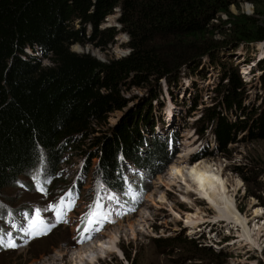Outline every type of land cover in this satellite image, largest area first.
I'll return each instance as SVG.
<instances>
[{"label": "trees", "instance_id": "1", "mask_svg": "<svg viewBox=\"0 0 264 264\" xmlns=\"http://www.w3.org/2000/svg\"><path fill=\"white\" fill-rule=\"evenodd\" d=\"M242 2L256 10L264 6V0H0V194L42 166L48 180L36 188L58 191L52 178L70 152L83 157L81 172L100 189L99 196L120 194L138 206L147 192L145 176L157 175L159 165H169L170 155L177 154L168 149L169 141L179 140L177 130L152 138L157 119L152 103L162 94L156 85L163 81L167 89L177 86L184 70L195 76L210 66L218 73L212 104L194 123L197 136L207 132L214 137L215 152L197 154L192 162L225 157L228 144L264 140V58L258 62L255 84L259 95L251 106L245 103L249 85L232 61L240 49L264 43V21L257 18L264 10L231 17L229 7ZM115 12L119 28L101 29ZM221 14L230 21L219 22ZM118 34L127 37L121 46L129 51L124 57L100 62L71 51L85 43L108 47ZM43 60L49 64L42 65ZM130 89L145 90L147 96L133 110L122 96ZM192 103L191 112L197 107ZM114 112L121 113L119 123L105 129ZM145 135L151 138L145 140ZM144 147L148 152H142ZM104 203L87 211L82 225ZM60 205L54 202V209ZM10 215L9 210L0 214L3 226L12 224L6 232L0 226V245H5L0 253L9 242L16 246L26 238L24 226L33 208L23 212L19 225ZM185 240L195 246L192 239Z\"/></svg>", "mask_w": 264, "mask_h": 264}, {"label": "rangeland", "instance_id": "2", "mask_svg": "<svg viewBox=\"0 0 264 264\" xmlns=\"http://www.w3.org/2000/svg\"><path fill=\"white\" fill-rule=\"evenodd\" d=\"M263 10L264 6L257 7L256 10L254 5L242 2L238 7L231 5L229 14L231 17H251L257 11L261 13ZM118 15L115 12L108 16L100 28H119L116 22ZM257 18L264 21L261 14ZM219 19V22L230 21L226 14H221ZM87 34L85 33L86 38ZM126 41L125 34H118L114 37V44L108 47L98 48L85 43L73 45L71 51L106 62L128 54V49L121 47ZM263 58L264 43L250 46L247 50L240 49L232 57L242 80L250 88L246 106L253 105L259 95L256 94L258 86L255 88V84L256 78L260 76L258 62ZM204 62L207 63V60ZM41 63L49 64L46 60ZM180 77L177 86L169 89L163 81L158 82L155 90L160 89L162 94L157 103H152L154 115L157 117L152 138H164L166 134L170 135L177 130V143L168 142V149L175 148L177 154L170 155L169 165H159L160 171L157 175L145 176L143 184L147 192L139 198L138 208L125 205L120 194L111 191L114 195L112 197H105L104 194L99 196L100 189L91 178L81 172L83 157L74 154L71 156L69 152L63 157L64 163L52 178L53 186L55 183L59 185L58 191L40 192L36 188L38 182L48 180L43 175L42 166L27 179H22L20 185L7 188L0 194V214L3 210H9L10 218L19 225L23 212L27 208H33V217L36 219L32 217L29 225H35L37 230L47 231L44 237L37 239L34 238L37 235H34L30 238L28 225L26 239L19 240L13 250L10 247L4 248V252L0 253V264H264V140L248 144H228L225 157L215 155L192 162L190 153L203 154L211 151L213 147V140L207 136V132L203 137L196 135L194 123L200 112L212 104L211 90L217 84L218 73L206 66L195 76L189 75L186 70L181 71ZM144 95L139 89L122 92V96L128 100L129 110L143 103L142 99L147 97ZM194 100L197 107L191 112ZM120 115L119 112L110 114L105 129L117 125ZM144 138L148 140L151 137L145 135ZM145 151L148 152L144 147L142 152ZM182 155L185 156L184 159L175 163ZM195 162L209 166V171L225 182L227 195L231 198L237 215L247 222L245 226L250 230L252 243L249 239H243L240 224L233 227L225 220L213 222L216 220L218 207L199 198L198 192L188 183L185 172L181 176H175L171 169L189 167ZM91 163L96 164V160ZM129 169L139 179L136 171L132 167ZM61 199L65 203L58 209L50 207ZM100 199H105L101 208L106 209L102 217H94H101L98 219L100 223L86 226L80 224L87 214L86 211L100 207ZM255 209L261 212L257 216L253 215ZM10 224L11 222H6L3 226L0 222L5 232L10 230ZM100 226L107 230L103 233L90 230ZM85 231L88 233L87 240L96 232L99 235L95 240L91 238L90 241L78 245L75 238L85 235ZM185 237L195 241V246L187 243ZM98 241L107 247L98 259H95L97 254L89 252L83 255L85 259L82 262L71 256L78 247L93 245ZM65 251L70 253L63 255Z\"/></svg>", "mask_w": 264, "mask_h": 264}, {"label": "bare ground", "instance_id": "3", "mask_svg": "<svg viewBox=\"0 0 264 264\" xmlns=\"http://www.w3.org/2000/svg\"><path fill=\"white\" fill-rule=\"evenodd\" d=\"M185 137V136H184ZM185 154V153H184ZM191 154V153H190ZM189 154V155H190ZM187 155V157L189 156ZM185 156H179L178 159H176L175 163L180 162V159H184ZM185 161V160H184ZM182 161V163H184ZM173 173L176 175H183V172H185L187 178H188V183L192 188L198 192L199 198L200 199H205L208 201L210 204L218 207L216 210L217 212V217L216 220H213V222H221V220L228 221L226 223H236L240 224V227L242 229V237L244 240H250L249 233L247 231V228L245 226V221L241 220V218L237 215L233 205H232V200L229 198L227 195V187L225 185V182L222 180L221 177H219L215 173H211L209 169H211L209 166L205 165L202 162L199 163H193L192 166H183L180 168L179 167H172ZM170 169V170H171ZM178 182V181H177ZM187 183V182H186ZM189 186V185H188ZM147 200V198H145ZM260 210L255 209L253 212V215H258ZM99 235L97 232L94 233L91 238L95 240V237ZM102 235V234H100ZM88 237V233H86L83 237L80 239L76 240L75 242L79 245L82 243H85L87 241H90L91 238L88 240L86 239ZM243 240V241H244ZM93 243V245H85L78 247L74 253L71 254V256H74L75 259L79 260L80 262L85 259L83 255L86 253H93L97 254L95 256V259H98L102 253L107 250L106 245L99 243ZM88 244V243H87ZM70 251H65L62 253L63 255L69 254ZM61 255V254H59ZM57 261V260H56Z\"/></svg>", "mask_w": 264, "mask_h": 264}, {"label": "snow or ice", "instance_id": "4", "mask_svg": "<svg viewBox=\"0 0 264 264\" xmlns=\"http://www.w3.org/2000/svg\"><path fill=\"white\" fill-rule=\"evenodd\" d=\"M60 203L62 204L63 203V199H61ZM50 207H54V206H50ZM96 215L94 213H92L90 211L89 213V216L86 217V219H88L89 221V224H98L100 223V221L98 219H94L93 216ZM33 219H36V217L34 216ZM45 228L47 229V226H45ZM90 230H93V231H99V228H95V229H90ZM29 231H30V238L31 236H34V235H45L47 234V231L46 230H37L36 226L35 225H32L30 224L29 225ZM5 245H0V247H4ZM7 247H15V245L11 242H9L8 245H6Z\"/></svg>", "mask_w": 264, "mask_h": 264}, {"label": "water", "instance_id": "5", "mask_svg": "<svg viewBox=\"0 0 264 264\" xmlns=\"http://www.w3.org/2000/svg\"><path fill=\"white\" fill-rule=\"evenodd\" d=\"M140 91L145 92V90H140Z\"/></svg>", "mask_w": 264, "mask_h": 264}, {"label": "clouds", "instance_id": "6", "mask_svg": "<svg viewBox=\"0 0 264 264\" xmlns=\"http://www.w3.org/2000/svg\"><path fill=\"white\" fill-rule=\"evenodd\" d=\"M106 230H107V229H106ZM106 230H105V231H106Z\"/></svg>", "mask_w": 264, "mask_h": 264}]
</instances>
